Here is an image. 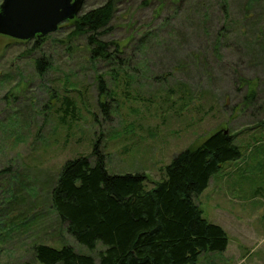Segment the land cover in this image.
I'll return each instance as SVG.
<instances>
[{
	"label": "rangeland",
	"instance_id": "rangeland-1",
	"mask_svg": "<svg viewBox=\"0 0 264 264\" xmlns=\"http://www.w3.org/2000/svg\"><path fill=\"white\" fill-rule=\"evenodd\" d=\"M104 1L84 0L81 12ZM116 1L101 36L111 51L123 46L112 62L92 61L67 21L40 49L0 34V264H40L37 242L97 258L103 246L79 244L49 197L63 163L88 155L95 139L109 173L144 172L151 187L176 153L219 128L235 134L242 156L223 163L195 202L228 245L197 264H264V0H228L229 17L222 0ZM41 52L49 64L38 71ZM240 77L255 86L249 103ZM64 97L77 119L62 122Z\"/></svg>",
	"mask_w": 264,
	"mask_h": 264
},
{
	"label": "trees",
	"instance_id": "trees-1",
	"mask_svg": "<svg viewBox=\"0 0 264 264\" xmlns=\"http://www.w3.org/2000/svg\"><path fill=\"white\" fill-rule=\"evenodd\" d=\"M181 1L173 0L179 5ZM82 6L74 18L67 20L72 26L69 35L85 37L92 61L112 62L123 46L115 42L111 51L110 42L101 36L110 28L117 1L105 0L81 12ZM222 7L229 17L228 0H222ZM222 28L223 34L229 27ZM44 39L34 38L32 48L40 49ZM33 64L43 71L49 60L41 52ZM118 64L121 67L124 63ZM118 75L114 70L113 79ZM2 77L10 78L6 74ZM239 80L247 86L244 102L249 103L255 96V86L249 79ZM98 81L103 90L101 76ZM76 114L72 99L64 97L62 122L67 117L77 119ZM241 156L235 134L219 128L197 145L176 153L162 176L148 187L144 172L109 173L97 138L88 155L79 154L63 163L49 197L52 211L79 244L89 250L101 244L103 249L95 258L66 243L55 247L37 242L32 246L33 255L40 264H197L204 252L224 251L228 235L221 225L204 217L195 198L223 163Z\"/></svg>",
	"mask_w": 264,
	"mask_h": 264
},
{
	"label": "water",
	"instance_id": "water-1",
	"mask_svg": "<svg viewBox=\"0 0 264 264\" xmlns=\"http://www.w3.org/2000/svg\"><path fill=\"white\" fill-rule=\"evenodd\" d=\"M84 0H1L0 34L30 40L74 18Z\"/></svg>",
	"mask_w": 264,
	"mask_h": 264
}]
</instances>
